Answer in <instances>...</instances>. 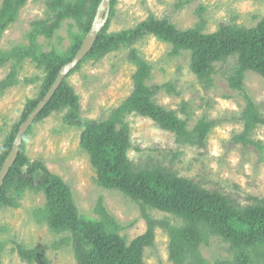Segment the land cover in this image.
<instances>
[{
	"label": "trees",
	"instance_id": "1",
	"mask_svg": "<svg viewBox=\"0 0 264 264\" xmlns=\"http://www.w3.org/2000/svg\"><path fill=\"white\" fill-rule=\"evenodd\" d=\"M27 2L2 0L0 38L17 20ZM100 2L50 0L48 13L55 15L57 23L51 25L47 19L34 21L27 35V45H16L10 51L0 50V66L12 64L9 73L0 79V96L18 84L19 65L23 61L30 59L45 73L38 96L26 101L20 121L15 123L0 147V169L12 150L20 123L29 117L55 82L60 69L72 61L80 49L83 38L92 27ZM117 2L111 0L108 21L97 34L91 51L71 72L79 69L88 59L98 61L125 47L130 49L129 58L136 65L132 93L112 109L108 118L87 120L80 114L79 95L64 80L23 137L18 157L0 189V210L4 206L18 207L19 200L27 190L43 194L45 203L34 211V217L38 222H45L55 233H71L72 236L62 239V243L72 245L77 264H145L144 251L154 245L157 226L164 228L169 235V260L172 264H209L200 248L209 245L210 236H219L226 241L233 256L232 260H217L214 264H264V199L252 197V203L242 206L231 197L205 189L161 165L136 166L128 157L132 143L130 125L126 121L133 113L148 117L161 129L174 133L177 142L199 146L205 145L213 127L212 122L202 119L193 129H189L186 119L155 101L159 91L170 90L172 86L169 83L162 86L149 84L152 65L140 57L136 48L131 49L140 38L152 35L172 45V56L189 51L190 68L206 85L213 82L217 63L235 58V65L227 80L229 86L241 92L245 99L241 115L244 130L236 135L235 140L244 145L251 143L262 147L249 137L258 126H264V116L247 93L244 79L249 70L264 78V16L252 27L236 22L221 23L216 31L207 34L205 7L201 6L198 9L199 21L189 29H179L168 18L151 14L131 28L112 32L109 29ZM67 19H73L79 29L72 35V43L67 51L61 54L56 49L42 50L39 37H52L57 24ZM55 112H66L62 122L81 129L80 146L89 156L97 184L120 191L141 207L147 229L130 243L120 234L121 226L102 201L96 205L99 219L82 217L75 206L70 185L41 160L32 161L27 155V135L36 122ZM147 207L174 215L181 220V224L155 220L147 213ZM4 248L5 244L0 243V262ZM17 252L29 264L37 260L45 261L39 246L17 244Z\"/></svg>",
	"mask_w": 264,
	"mask_h": 264
},
{
	"label": "rangeland",
	"instance_id": "2",
	"mask_svg": "<svg viewBox=\"0 0 264 264\" xmlns=\"http://www.w3.org/2000/svg\"><path fill=\"white\" fill-rule=\"evenodd\" d=\"M49 1L28 0L17 20L0 38L2 52L16 45H27V35L34 21L47 19L51 25L57 23L55 15L48 13ZM201 6L205 7L207 34L216 31L221 23L236 22L252 27L264 16V0H118L109 30L131 28L151 14L168 18L179 29H189L199 21ZM77 32L75 21L67 19L57 24L52 37L41 35L38 42L44 51L56 49L64 54L72 43V35ZM132 48L152 65L149 84L172 86L156 94L157 104L175 110L186 119L189 129L202 119L212 122L213 127L204 146L182 144L177 142L174 133L161 129L150 118L130 114L126 120L132 143L129 159L138 167H166L205 189L231 197L242 206L252 203V197L264 199V126H258L249 136L262 147L235 140L244 130L241 115L245 107L243 94L232 89L227 80L235 58L217 63L213 82L206 85L192 72L189 51L172 56V45L152 35L140 38ZM129 53L130 49L124 47L98 61L88 59L79 69L66 75L64 80L80 97L82 118H108L112 109L132 93L136 65L131 62ZM11 67V63L0 66V79ZM44 77L43 69L30 59L19 65L18 84L0 96V147L20 121L26 101L38 96ZM244 83L264 116V78L249 70ZM65 113L55 112L35 123L25 140L26 153L32 161L41 160L70 185L82 217L99 219L96 205L102 201L121 226L120 234L130 243L147 229L142 209L120 191L97 184L89 156L80 146L81 129L64 124ZM19 203L18 207L4 206L0 210V243L5 244L0 264H29L19 257L17 244L42 248L45 261L37 260L33 264H77L72 245L62 243L71 233H55L34 217V211L45 203L43 194L27 190ZM146 210L155 220L181 224L180 219L167 212L149 207ZM155 233L154 245L144 251L145 264H172L167 231L157 226ZM200 251L209 264L233 259L228 243L219 236H210L209 245H202Z\"/></svg>",
	"mask_w": 264,
	"mask_h": 264
},
{
	"label": "water",
	"instance_id": "3",
	"mask_svg": "<svg viewBox=\"0 0 264 264\" xmlns=\"http://www.w3.org/2000/svg\"><path fill=\"white\" fill-rule=\"evenodd\" d=\"M110 13H111V0H101L96 15L94 17L92 27L88 32V34L85 36V38H83V43L80 49L77 51L72 61H70L67 65H64L60 69L58 76L55 82L50 87L49 91L39 101L37 107L32 111L29 117L24 122L21 123L16 138L14 140L12 150L10 151L9 155L7 156L6 160L4 161L0 169V189L4 184L5 178L7 177L11 167L14 165L18 157L24 135L32 126V123L35 121L41 110L44 108L45 104L53 97L56 90L64 81L66 75H68V73H70L91 51L93 44L96 41L95 38L97 37V34L101 30V28L108 21Z\"/></svg>",
	"mask_w": 264,
	"mask_h": 264
}]
</instances>
